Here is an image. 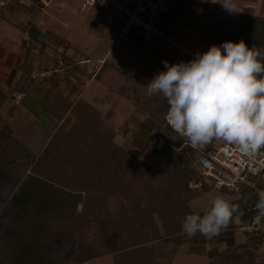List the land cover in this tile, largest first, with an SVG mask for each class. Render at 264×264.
<instances>
[{
  "label": "rangeland",
  "instance_id": "obj_1",
  "mask_svg": "<svg viewBox=\"0 0 264 264\" xmlns=\"http://www.w3.org/2000/svg\"><path fill=\"white\" fill-rule=\"evenodd\" d=\"M235 2L241 9L237 14L264 16V0H235ZM41 8L42 5L37 3L33 11H30L26 1L0 0V17L4 18L0 24V94L7 95L5 102L0 105V146L8 137H13L27 151L35 153L41 149L42 143L47 142L48 137L53 138L56 131L51 135L48 130L50 131V126L54 128L55 121L47 118L48 111L40 105V100L42 102L48 92L45 86L47 87L50 82L46 79L49 75L42 74L44 69H53V66L61 71L64 69L62 73H66L64 79L68 81L71 72L75 74L80 71L79 80L83 82L81 87L86 85L87 88L82 98L96 107L97 103L103 100H98L96 103L91 101V98L103 92L105 87L103 82L113 85V89L116 90L123 81L122 77L106 69L104 77L90 80L93 74L90 75L88 68L67 67L69 64L90 59L88 64L94 65L106 56L111 62L115 59V63L134 72L136 81L148 85L159 72L167 70L163 61L176 64L193 59L188 53L165 39L156 38L153 43H143L131 37L120 36L118 33L120 23L115 16V9L104 6L101 1L87 5L86 0H52L48 7L42 10ZM194 8L192 12L195 13L196 20L179 16L180 19L176 21L174 33L181 38L206 39L205 35L210 36L217 30L221 31L223 27L217 28L228 16L235 14L226 11L222 4L213 3L212 0H196ZM183 11L185 10H180L179 13ZM164 18L165 15H162L161 21ZM162 28L164 29V25ZM69 58H72V61ZM55 62L57 65L62 64L55 66ZM135 88L139 96L147 93L145 89L138 88L137 84ZM17 93L19 94L16 95ZM22 97L23 100L16 103L15 100H21ZM21 106L28 109L30 118H27L28 113L23 108L20 109ZM124 122L125 120L120 123V130L117 131L119 134V138H116L117 144L127 147L131 143V147L138 146V149L146 145V149L141 154L134 155L135 151L131 148V154L125 157H134L133 160L136 162L139 160L138 163L142 166L141 172H150L151 167L157 172L154 175L140 173L135 177L131 175L130 170L123 175L117 172L112 178L113 182L107 187L101 184L98 189H93V191L97 190V195L106 204L104 214H101V217L106 216L105 220L101 219L99 223L87 225L83 232L77 234L71 232L58 234L50 244L51 257L56 256V260H60L62 264H188L189 256L185 249L181 250V242L175 239L174 235L172 240H167L166 230L164 231L162 227L158 230H149L158 231L160 236H164L163 239L152 240L141 248L138 247L139 249L131 246L133 244L125 230L128 221L123 219H130V214L135 213L134 208L148 212L149 206L158 204L156 211L167 209L171 205L170 198L174 199L175 193L179 192L177 187L172 186L175 181H171L172 177H169L167 171L165 172V168L171 149L177 148L180 142L176 135L166 138L167 133L162 131L161 136L165 138L167 145L163 150L155 151L152 144L149 145V134L157 129L158 125L151 118L148 116L141 118L134 113L128 123L131 130L129 137L127 135L122 137L120 134L123 133ZM132 124L136 125L137 129L140 128L143 137L132 138L131 134L135 133ZM226 143L219 141L212 145L221 146ZM109 157L107 165L110 168L120 159V154H111ZM191 162L194 160L191 159ZM91 176L101 177V170ZM136 187L139 189L138 193ZM16 189L17 187L13 188L9 196H12ZM3 192L7 194V190ZM107 195L110 198L107 199ZM216 197L237 205L240 218L244 217L248 208L250 209L256 202L250 200L249 194H224L210 189L203 199L207 209L211 207V201ZM154 198L157 200L155 201ZM244 199H249L248 208ZM1 202L0 200V204ZM80 209L81 205L78 206L77 211ZM152 209L154 210L155 206ZM179 219L181 218L176 220ZM105 221L108 223L106 226ZM231 231L233 236L242 235L235 229ZM243 237L241 238L244 240ZM254 249L258 250V253L251 258V261L245 259V264H264V241Z\"/></svg>",
  "mask_w": 264,
  "mask_h": 264
},
{
  "label": "trees",
  "instance_id": "obj_2",
  "mask_svg": "<svg viewBox=\"0 0 264 264\" xmlns=\"http://www.w3.org/2000/svg\"><path fill=\"white\" fill-rule=\"evenodd\" d=\"M219 28L222 30H217L211 37L205 35L213 45H221L225 41L238 43L243 40L249 48L264 50V16L235 13L228 16L217 29ZM71 59L69 58L70 61ZM55 65L58 66L57 62ZM117 71L124 77V83L115 90L116 98L108 115L114 116L121 109L128 107L122 125L124 134L128 132L132 115L137 113L140 117L148 116L158 125V128L149 134V145L153 144L156 137L162 135V131L167 133L166 138L176 135L180 142L177 148L172 149L165 168V172L172 177L171 181H175L174 187H177L179 192L174 199L170 198V208L146 213L138 209L130 214V219H123L128 221L125 230L133 245L129 244L141 248L152 240L163 239V235L160 236L158 231L149 230H158L160 227L166 230L167 240H172L174 235V238L181 242V225L187 215V203H180L206 190L204 188L202 191H194L188 188V182L194 172L188 159L194 153V148L185 144L165 119L168 110L166 100L161 96L150 97L146 93L147 85L134 81L130 72L120 67H117ZM135 84L138 88L145 89L146 94L139 96ZM0 95L2 105L7 95ZM56 97L58 98L57 95ZM61 105L60 100L52 101V98L43 103L48 113L56 120L64 116L66 108L59 112ZM72 113L74 121H68L57 128L53 138L35 153L27 151L13 137H8L0 146V264H62L63 262L56 260V256L51 257L50 244L58 234H77L83 232L87 225L99 223L101 219L106 218L101 217L106 204L93 192L90 184L94 172L101 170L102 175L106 173L102 170L107 166L111 154H120V159L117 160L118 165L117 162L112 165L110 174L124 173V163L131 165L129 168L132 176L140 173L154 175L157 172L152 167L150 172H141L142 166L138 159L136 162L134 157H125L128 153L114 141L118 132L113 126H108L106 131L107 126L92 106L79 101L73 107ZM93 179L101 180V177ZM15 187L16 191L9 196ZM3 190H7V194ZM178 195L184 196V199L180 196L177 198ZM79 205L81 209L77 211ZM179 217L182 220L179 219L175 223V218ZM107 224L105 221V226Z\"/></svg>",
  "mask_w": 264,
  "mask_h": 264
},
{
  "label": "clouds",
  "instance_id": "obj_3",
  "mask_svg": "<svg viewBox=\"0 0 264 264\" xmlns=\"http://www.w3.org/2000/svg\"><path fill=\"white\" fill-rule=\"evenodd\" d=\"M212 2L241 11L235 0ZM163 63L167 70L148 83L147 93L166 100L165 119L185 144L203 149L225 141L253 156L264 148V50L225 41L191 61ZM255 208L257 219L264 217V191L257 193ZM240 215L237 205L216 197L203 215L185 216L181 234L213 239L239 223Z\"/></svg>",
  "mask_w": 264,
  "mask_h": 264
},
{
  "label": "crops",
  "instance_id": "obj_4",
  "mask_svg": "<svg viewBox=\"0 0 264 264\" xmlns=\"http://www.w3.org/2000/svg\"><path fill=\"white\" fill-rule=\"evenodd\" d=\"M27 2L29 4V8L30 11H33V7L39 3L42 5V9H45V7L49 5V3L52 0H21V2ZM196 0H165L164 5L166 7V12L162 15H165L164 20H162L160 22V29L162 30L163 34L168 38L165 39L166 41H168L169 43H171L173 46L185 51L186 53H188L190 56H192L193 58H195L197 53H204V50L208 51L211 46H213L212 43H210L207 39H195L194 38H181L180 35L174 33V26L176 24V21L180 18H184V19H188L190 20L191 18H193L194 20H196V18H194L195 13L192 12V10H195L194 8V4H195ZM180 10H185L183 11V13L181 12V14L179 13ZM189 10V11H188ZM186 11H188L186 13ZM240 14V13H238ZM190 15V16H188ZM180 16V18H179ZM260 16V15H258ZM4 20V18H2V21ZM1 21V22H2ZM165 21V23H164ZM0 22V24H1ZM164 25V29L162 28V26ZM176 34V35H175ZM162 39V38H160ZM163 40V39H162ZM156 41V39L154 40ZM153 41V42H154ZM152 42V43H153ZM70 48V46H69ZM205 51V52H206ZM109 57H103L100 61H98V63H94V65L88 64V61L90 62V59H86L84 61H79V62H75V63H71L69 64L67 67L70 66H74V64L76 66L79 67H84V68H88V71L90 70L92 77L90 80L94 79V80H99L102 77L105 76L106 74V69L111 70L116 72L117 74H119L123 81L121 83V85L124 83V77L117 71V67H120L128 72L131 73L132 78L134 81H136V79L134 78V72H132L130 69L128 70L126 67L115 63V59H113V61L111 62L110 59H108ZM105 63V65H104ZM62 63H59L58 66H60ZM88 64V65H87ZM104 65V67H102ZM56 66V65H55ZM57 69V70H56ZM83 69V68H81ZM56 70V71H54ZM64 70V69H63ZM63 70L61 71L60 69H58L57 67L53 66V69H44L43 73L46 72H52V74H50L48 76L50 82L49 85L46 87L48 89V94L46 93V96L44 97L43 101L41 102L40 100V105L42 108V105L44 103V101L48 98H52V101H58L60 100L62 102L61 107L59 108V112L64 111L63 109H65V113L64 116L62 118H60V120H56L54 117H52L49 113H47V118L48 119H54V123L56 124L53 127L50 126V131L48 130L49 134H53L54 131H56L57 128L62 127L63 124L69 122H73L75 117H72L73 115V107L76 106V104H78L79 101H83L84 103H86L87 105L92 106L94 109H96L99 114H100V120L107 126L106 131H108V126H113L115 131H119L120 130V123H122V121H124L126 119V114L128 112V110L121 109L120 111H118L117 113H115L114 116H109L108 115V111L110 110V108L112 107L115 98H116V93H115V89L114 86L112 85H108V83L103 82V86L105 85V87L103 88V92L97 96L94 95L91 98V101H95L96 103L98 102V100H103V102L97 103V106L95 107L93 104H90L89 102H87L86 100H84L83 94L85 93L86 89L85 86L81 87V84H83V82L81 80H79L80 75H78V73H73L71 72L70 75H68L69 80L64 79V75L66 73H62ZM77 74V75H76ZM62 77V78H60ZM67 77V76H66ZM103 81V80H102ZM101 81V82H102ZM136 82H139L138 80ZM141 83V82H139ZM141 84H145V83H141ZM121 85H118V87H120ZM117 87V88H118ZM40 90V89H38ZM19 93H17L16 95H18ZM56 95L58 96V98L56 97ZM23 100V97L21 98V100H15L16 103L21 102ZM49 102H51V100H49ZM69 102V105H68ZM52 103V102H51ZM39 104V102H38ZM23 107L21 106L20 109H22ZM105 108H107L106 110H104ZM23 110H25L28 113L27 118L31 117L30 112L28 111V109L23 108ZM10 111V110H9ZM13 113V111H10ZM74 116V115H73ZM143 118V117H141ZM118 123V124H117ZM130 123V122H129ZM117 125V126H116ZM133 129L134 130V134H131L133 137L132 138H137V137H143L142 135V131L136 128V125L132 124ZM104 127V126H103ZM119 127V128H118ZM131 133V130L129 128L128 125V132L126 134L120 133L122 137H125L126 135L129 137V134ZM126 136V137H127ZM116 138H119V134H117ZM116 138L114 141H116ZM50 139L49 137L47 138ZM131 140V139H130ZM45 143V142H44ZM42 143V145L44 144ZM139 144V142H136ZM136 144V145H138ZM146 146V145H145ZM144 146V148H140L136 146V147H131V143L127 146V147H122V149L124 150V152L131 154V148L134 149V155L141 154L146 147ZM42 147V146H41ZM172 151V149H171ZM171 153V152H170ZM188 161H191V157H189ZM125 164V163H124ZM122 164V168L124 169V173L127 172V170H131L129 167L131 166L129 165H124ZM165 168V167H164ZM163 168V169H164ZM106 173L105 174H101V180H92L94 178L91 179V184H90V188L93 189H98V187L101 184H104L105 187H107L110 182H113V176L114 174H110L111 171L113 170V167H108V165L103 168ZM124 173H120L121 175H123ZM139 175V174H138ZM137 175V176H138ZM145 176V175H144ZM118 177V176H117ZM135 177V176H134ZM134 186V185H133ZM130 186V187H133ZM172 186H174V184L172 183ZM137 189V193L139 192L138 187H136ZM103 189V188H101ZM211 188H206V190L204 192H198L196 195H192L191 199L186 198L185 201L181 202L182 203H187L186 204V213L188 214V212L190 213H196V214H200L203 215L207 209V206L205 205V201L203 200L206 197V194L208 193V191ZM96 191V192H95ZM93 192H95L96 194H98L97 190H95ZM217 191V190H216ZM177 194V193H175ZM176 196V195H174ZM180 195L177 196V198H179ZM203 196V197H202ZM250 196V200H254L256 201V197L253 194H249ZM181 198L184 199V196H180ZM202 197V198H201ZM246 197V196H245ZM110 198L109 195H107V199ZM180 198V199H181ZM155 201L157 200V198H154ZM246 199V198H245ZM244 199V200H245ZM153 201V202H155ZM108 202V200H107ZM245 202L247 203V208L249 205V199L245 200ZM155 206V209L153 210L152 208ZM152 207L149 206L150 210L148 212H155L156 209L158 208V204L154 205ZM170 208V207H169ZM135 211H137L138 209L140 210V208H134ZM189 210V211H188ZM249 210V208H248ZM248 210L246 211V215L242 218H240L239 223H232L230 224V226L226 229L223 230L218 236L214 237L213 239H205L202 236H195L191 239H189L188 237H186L185 235L183 236L182 240H181V246L182 249H185V251L188 253V260L189 263L188 264H245L246 261H251V258H253L255 256L256 253H258V250L256 251L254 248H257L260 244V242L262 243L264 241V237H257L254 235H248L245 233H242L241 236H233L231 234V230H234L236 232H240L237 230V228L241 225L244 224L248 221ZM142 211V210H141ZM146 212V211H144ZM177 218H175V223ZM228 231H230L228 233ZM242 236H244V240L241 238ZM256 251V252H255ZM181 253V252H180ZM191 260V261H190ZM179 261V260H177ZM249 263V262H248Z\"/></svg>",
  "mask_w": 264,
  "mask_h": 264
},
{
  "label": "built area",
  "instance_id": "obj_5",
  "mask_svg": "<svg viewBox=\"0 0 264 264\" xmlns=\"http://www.w3.org/2000/svg\"><path fill=\"white\" fill-rule=\"evenodd\" d=\"M97 1L115 9L120 36L143 43L153 42L156 38L168 40L160 29L161 16L167 11L165 0H86V4L93 5ZM42 74L50 75L52 72ZM166 145L165 138L158 136L152 147L161 151ZM191 159L194 160L190 161L194 172L188 182L190 190L202 191L208 187L225 193L253 194L256 200L257 193L264 191V148L253 156L240 152L233 144H210L203 149L194 148ZM255 203L248 210V221L237 230L264 237V217L257 219Z\"/></svg>",
  "mask_w": 264,
  "mask_h": 264
}]
</instances>
